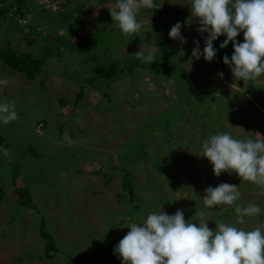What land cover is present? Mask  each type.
<instances>
[{"label": "rangeland", "instance_id": "374dc122", "mask_svg": "<svg viewBox=\"0 0 264 264\" xmlns=\"http://www.w3.org/2000/svg\"><path fill=\"white\" fill-rule=\"evenodd\" d=\"M9 1L0 0V8ZM154 3L157 11L141 9L137 15L141 31L132 36L122 34L110 16L115 0H29L28 17L13 9L3 18L0 15V47L9 45L16 53L26 52L30 60L43 58L29 64L27 69L34 76L17 69L10 76L0 65V79L8 81L0 87V101H14L18 114L16 121L0 124V264H66L68 255L78 256L84 264H113V241L121 227L130 230V223H140L162 208L169 215L178 209L184 215L189 209H197L190 219L197 225L206 219L213 230L216 221H224L246 231L259 228L264 232V195L260 188L235 173L215 176L212 164L201 157L202 143L211 133L228 132L238 139L246 138V132L264 136V90L259 92V103L247 83L234 79L223 63L225 55L231 58L233 46L229 42L220 48L226 36L213 42L217 49L213 61L192 57L193 41H199L202 52L207 33L196 36L198 23L184 21L191 0ZM176 18H181V35L187 43L172 39V60L183 69L195 93L215 99L219 106L215 115V102L197 107L190 101L184 110L166 117L177 99L171 80L153 81L139 67L132 74L121 70L111 81L104 80L107 87L102 80L86 87L82 99L69 111L67 106L80 79L103 78V69L92 67L93 54L85 34L98 29L106 52L115 60L141 49L157 54L156 37L164 34L166 25ZM236 39L242 43L243 33ZM74 48L86 49L85 54H78ZM252 82L264 85V74ZM98 88L104 89L110 99H102ZM57 97L64 100V105L56 101ZM138 132L141 142L147 139L137 153L127 144ZM135 156V164L127 165L129 157ZM183 158L194 166L191 171L166 162ZM153 162L161 170L155 169ZM122 165L132 177L134 203H139L135 211L122 185ZM13 176L15 186L27 187L30 205L16 203L10 186ZM222 183L239 185L242 195L238 203L257 204L261 213L245 217V222L238 224L237 216L225 210L229 206L206 208L205 189ZM202 211L207 213L205 217L199 216ZM39 226L53 238L57 251L51 258L42 254ZM100 238L103 240L99 243Z\"/></svg>", "mask_w": 264, "mask_h": 264}, {"label": "clouds", "instance_id": "9594fccd", "mask_svg": "<svg viewBox=\"0 0 264 264\" xmlns=\"http://www.w3.org/2000/svg\"><path fill=\"white\" fill-rule=\"evenodd\" d=\"M115 2V7L109 9V13L126 36L141 31V24L137 21L141 9L146 12L158 10L154 0ZM188 8L184 21L190 23L195 20L198 23L196 36L207 33L202 52L199 41H193V58L198 60L203 56L206 62L213 61L217 55L213 42L220 36H226L220 48L227 47L229 42L233 46L231 58L225 55L223 63L229 66L234 79L242 80L245 84L264 74V0H191ZM10 9L17 11L15 6L7 8L8 11ZM180 20L181 18H176L169 22L174 24L169 31V38L185 44L187 40L181 35ZM22 23L25 24L24 21ZM241 32L244 36L242 43L236 39ZM132 55L144 64H152L156 60L155 50L145 53L141 49ZM7 84V80L0 79V85ZM17 119L14 101L0 103V124L7 125ZM153 132L154 129L147 138ZM246 133L244 139L234 138L228 132L211 133L202 143L201 157L207 158L212 164L215 176L235 173L240 179L257 185L264 195V136L259 132ZM65 139H68L67 131ZM4 155H8L7 149H4ZM121 180L123 183V178ZM241 195L239 185L222 183L215 188L209 186L205 189L203 204L208 209L221 205L234 206L235 209L228 207L225 210L229 215L233 213L237 216L238 224H243L245 217L259 215L261 208L253 203L242 206L238 203ZM196 211L197 209H189L184 215L178 209L175 214L169 215L162 208L159 212L149 213L140 223H130L127 226L130 230L123 225L116 236L117 240L113 241L115 247L110 259L114 260L113 264H264V232L259 228L246 231L224 221H216V228L213 230L208 227L206 219L198 225L190 219L189 215ZM206 215L203 211L199 213L200 217ZM117 224L119 222L114 223V226Z\"/></svg>", "mask_w": 264, "mask_h": 264}, {"label": "trees", "instance_id": "16d2710c", "mask_svg": "<svg viewBox=\"0 0 264 264\" xmlns=\"http://www.w3.org/2000/svg\"><path fill=\"white\" fill-rule=\"evenodd\" d=\"M28 1L29 0H10L9 3L7 4V8L15 6L16 10L19 13L24 12L26 14V17H28L29 12H31L30 4H28ZM7 8L5 6L4 7L2 6V8H0L1 16H3V14L5 15L8 12ZM23 17H25V16H23ZM172 26H174V24L166 25V27L164 29V34H159L156 37L155 44L157 46V52L158 53L156 54V60L152 64L141 63L140 60L136 59L132 55L135 52L124 53L117 60L112 59L110 56V53L106 52L105 46H107V45H106V43H104V41H103L104 37H102L100 35L98 29H96V28L92 29L87 34H85L84 35L85 41L87 42L89 51H91L93 54V59H92L93 65H92V67L96 70H102L103 69V71H102V77L103 78L95 80V79H92L91 77H87V78L83 77L82 79H80L79 86H78L75 94L73 95L72 102L67 106L69 111H73V109L76 107V104L78 103V101L80 99H82L83 93H84L83 90L86 87L94 86L95 83L99 82V80L111 81L116 76H119L121 74V70L127 71L128 73L132 74L133 70L135 68H138V67L144 71H147L150 75V78L153 81L162 80V79H170L171 80L172 89L176 93L177 99H176V106H173L171 108V110H169L168 112L165 113L166 117H168L170 115L178 114L181 110L185 109V106L187 104H189L190 101L193 104H196L197 107H200L204 102L214 103L215 99L213 97H210V96L205 97L204 95H206V94L194 92V87L187 81L183 69L180 66H178L174 60H172L174 50H171V48L169 46V43L172 41V39L169 38V31H170ZM91 32H94V33L91 34ZM27 43L30 44L29 39H27ZM73 50H75L78 54H80L82 52H84V54H85V51H86V49H82V48H80V49L74 48ZM39 54H40V52H39ZM41 59H43V58H41ZM40 60H34V59L30 60V57L28 54H26V52L16 53L9 45H7V47H5V48H0V65H2L7 72H9V75L10 74L12 75L11 71L17 69V70H27V72L30 76H34L35 73L32 72L30 74L27 68H28L29 64H32V63L37 64ZM5 65H6V67H5ZM162 76H163V78H162ZM247 85L253 89V93H252L253 98L256 101H258L259 103H261V100L259 97V92L262 89L264 90V87H263L264 85L257 86L252 81H248ZM106 87H107V83H106ZM96 90L102 99L106 98L107 100H109L107 93L104 89L98 88ZM248 91H250V89H248ZM2 92L3 91H0V95ZM56 101H58L61 105H64V100L61 99V97H57ZM2 102H12V101L10 99H7L5 101H0V103H2ZM214 104H215L214 105L215 112L213 115H215L219 109V106L217 107V103L215 102ZM262 104H264V102H262ZM196 116H197V113H196ZM200 118H201V115H200ZM57 129L60 130L61 127L59 126V127H57ZM59 134H61V132H59ZM140 144H141V134H140V132H138L135 135L134 139L132 141L128 142L127 146L130 149L136 148L137 153H138L139 149H140ZM137 158H138L137 156L129 157L128 162H126L127 165L135 164V162L137 161ZM166 162L171 163V164L181 165L185 169H187L188 172H189V170L191 171L192 168L194 167L193 165H191L189 163L188 159H185V158L179 159V160L169 159ZM153 165H154L155 169H157L158 171L161 170V168L159 166H157L154 162H153ZM123 167L124 166H122L123 171L121 174V178H123L122 185H123V188L125 189V191L127 192V196L129 199L128 202L130 204V207L132 209H135L136 205H134V203H133L134 202L133 198L135 199V197L133 196V193H132V190H133V188H132V186H133L132 185V177H131V174L128 172V170H125ZM165 170L166 169H164V172H165ZM185 173H187V172H185ZM174 175L172 176V178H173L172 180L176 179ZM15 177L16 176H13L10 179V181L13 180ZM175 183L176 182H174V184ZM11 185H12L13 191L16 195V197H15L16 203H18L20 205H22V204L30 205V203H31L30 199H29L30 195L28 193L27 187H25L23 185L22 186H15L14 182H12ZM2 195H3V191L0 188V201L2 200ZM137 204H139V203H137ZM220 222H223V221H220ZM39 236H40L41 240H43V242H44L43 246H42L43 256L45 258H51L53 256V254L56 253L55 251H57L56 247L53 243L52 236L49 233H47L45 230H43L42 226H39ZM100 242H102V239H99V243ZM83 253H86V252H83ZM80 255L82 256V253H80ZM65 262L67 264H84V262L81 261L78 258V256H74V255H68Z\"/></svg>", "mask_w": 264, "mask_h": 264}, {"label": "crops", "instance_id": "0c3cea01", "mask_svg": "<svg viewBox=\"0 0 264 264\" xmlns=\"http://www.w3.org/2000/svg\"><path fill=\"white\" fill-rule=\"evenodd\" d=\"M5 47H7V45L5 46ZM0 87H4V85H1ZM1 91H3V88H1ZM12 187V186H11ZM12 189H13V187H12ZM14 192V191H13ZM16 196V195H15ZM1 202V201H0ZM229 207H232V206H229ZM225 208H228V207H225ZM2 206L0 207V212H2Z\"/></svg>", "mask_w": 264, "mask_h": 264}]
</instances>
